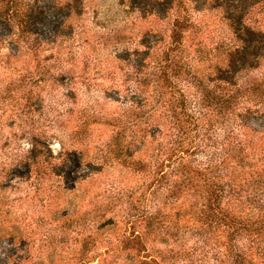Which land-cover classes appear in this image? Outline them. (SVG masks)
<instances>
[{
	"label": "rangeland",
	"instance_id": "374dc122",
	"mask_svg": "<svg viewBox=\"0 0 264 264\" xmlns=\"http://www.w3.org/2000/svg\"><path fill=\"white\" fill-rule=\"evenodd\" d=\"M162 2L0 0V264H264L254 215L189 230L153 171L169 95L242 44L232 13L264 30V0Z\"/></svg>",
	"mask_w": 264,
	"mask_h": 264
},
{
	"label": "trees",
	"instance_id": "16d2710c",
	"mask_svg": "<svg viewBox=\"0 0 264 264\" xmlns=\"http://www.w3.org/2000/svg\"><path fill=\"white\" fill-rule=\"evenodd\" d=\"M153 1L158 6L164 0ZM229 19L242 44L224 48L220 65L206 81L191 74L189 91L179 88L177 95H169L167 122L155 126L166 141L158 143L154 155V179L160 186L168 175L170 201H189L187 229L198 231L203 221L213 224L229 216L235 223L234 217L254 215L245 230L259 237L264 234V76L245 85L238 84L237 76L255 66L251 57L264 46V30L242 25L241 14ZM144 103L137 101L142 114L158 109L152 105L147 110ZM256 120L261 122L256 125ZM137 164L147 163L139 159Z\"/></svg>",
	"mask_w": 264,
	"mask_h": 264
}]
</instances>
